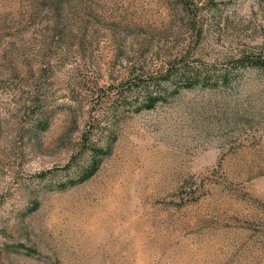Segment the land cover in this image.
<instances>
[{"label":"rangeland","instance_id":"1","mask_svg":"<svg viewBox=\"0 0 264 264\" xmlns=\"http://www.w3.org/2000/svg\"><path fill=\"white\" fill-rule=\"evenodd\" d=\"M0 264H264V0H0Z\"/></svg>","mask_w":264,"mask_h":264},{"label":"trees","instance_id":"2","mask_svg":"<svg viewBox=\"0 0 264 264\" xmlns=\"http://www.w3.org/2000/svg\"><path fill=\"white\" fill-rule=\"evenodd\" d=\"M185 54L186 53L182 55L183 60H185ZM179 71L182 75V78L184 79V82L188 85L192 84L194 81L199 80L198 71L194 67H189L186 62L182 63V66H180Z\"/></svg>","mask_w":264,"mask_h":264}]
</instances>
